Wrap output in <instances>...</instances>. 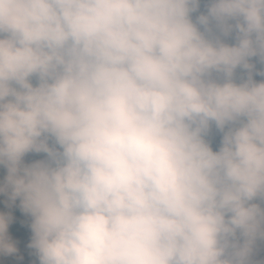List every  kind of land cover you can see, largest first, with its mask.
<instances>
[{"label": "clouds", "instance_id": "9594fccd", "mask_svg": "<svg viewBox=\"0 0 264 264\" xmlns=\"http://www.w3.org/2000/svg\"><path fill=\"white\" fill-rule=\"evenodd\" d=\"M254 58L264 0H0V259L19 200L33 264H264Z\"/></svg>", "mask_w": 264, "mask_h": 264}, {"label": "trees", "instance_id": "16d2710c", "mask_svg": "<svg viewBox=\"0 0 264 264\" xmlns=\"http://www.w3.org/2000/svg\"><path fill=\"white\" fill-rule=\"evenodd\" d=\"M253 62L256 64V68H257V64H258V60L256 58L253 59ZM256 69L254 70L253 73V79L257 80L256 78ZM215 136V135H214ZM219 147V146H218ZM218 147H213V150H217ZM6 176V169L3 166H0V183H3L4 178ZM7 200V196L3 193H0V211H7V205L5 204V201ZM19 204V200H17L15 202V205L11 210L13 211L14 217L16 218V223H14L12 226H10L9 231L11 233L16 232L18 229H23L25 231H29L30 229L27 227V224L29 222V218L26 216H23L22 213H20L19 208L17 207ZM19 221H23L25 224L24 228L19 227ZM256 255V261H262L264 260V242H257V250L255 252ZM16 263V259L15 257L12 258H2L0 259V264H15Z\"/></svg>", "mask_w": 264, "mask_h": 264}, {"label": "rangeland", "instance_id": "374dc122", "mask_svg": "<svg viewBox=\"0 0 264 264\" xmlns=\"http://www.w3.org/2000/svg\"><path fill=\"white\" fill-rule=\"evenodd\" d=\"M202 4H203V0H202ZM201 10H203V8ZM260 68H261V65L258 62L256 71L260 70ZM256 78L258 81L264 79V77H260L259 75H256ZM217 145H219V144H215L214 146H217ZM42 158H44L43 153H41V154H28V155H26L24 160H25V163H31L34 160H38V159H42ZM30 233L31 232L25 231L23 229H18L16 232L11 233L14 236V238L18 239V247L21 249L20 254L25 256V260H24L23 264H26V261H27V264H33V262L36 261L34 250L27 248V244L30 243V241L25 244V242L21 238H19V234H29V237L31 238ZM27 239H28V237H27ZM37 264H38V262H37Z\"/></svg>", "mask_w": 264, "mask_h": 264}]
</instances>
